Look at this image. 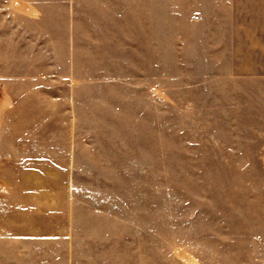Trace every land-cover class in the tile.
Segmentation results:
<instances>
[{
  "label": "rangeland",
  "instance_id": "obj_1",
  "mask_svg": "<svg viewBox=\"0 0 264 264\" xmlns=\"http://www.w3.org/2000/svg\"><path fill=\"white\" fill-rule=\"evenodd\" d=\"M190 1L155 0L148 60L124 45L94 70L107 118L53 151L59 237L66 185L93 208L71 264H264V4Z\"/></svg>",
  "mask_w": 264,
  "mask_h": 264
},
{
  "label": "crops",
  "instance_id": "obj_2",
  "mask_svg": "<svg viewBox=\"0 0 264 264\" xmlns=\"http://www.w3.org/2000/svg\"><path fill=\"white\" fill-rule=\"evenodd\" d=\"M190 3L256 5L264 0ZM154 4L0 0V264H71L76 220L89 222L93 208L78 211L75 189L66 185L67 236L59 237V189L53 181L60 178V161L53 151L80 147L68 144L66 135L99 132L84 129L95 114L107 118L96 110L109 88L93 72L106 67L107 58L116 61L115 55H123L124 45L126 53L145 46L148 60ZM81 162L72 156L66 165ZM60 241L67 247L63 259Z\"/></svg>",
  "mask_w": 264,
  "mask_h": 264
}]
</instances>
